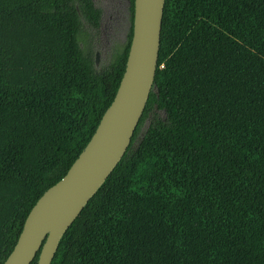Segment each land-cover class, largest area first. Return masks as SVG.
<instances>
[{
  "label": "trees",
  "instance_id": "16d2710c",
  "mask_svg": "<svg viewBox=\"0 0 264 264\" xmlns=\"http://www.w3.org/2000/svg\"><path fill=\"white\" fill-rule=\"evenodd\" d=\"M129 2L97 72L94 0H0V264L117 94ZM155 85L51 264H264V0H166Z\"/></svg>",
  "mask_w": 264,
  "mask_h": 264
},
{
  "label": "water",
  "instance_id": "95a60500",
  "mask_svg": "<svg viewBox=\"0 0 264 264\" xmlns=\"http://www.w3.org/2000/svg\"><path fill=\"white\" fill-rule=\"evenodd\" d=\"M166 0H135L133 37L117 94L67 174L29 213L4 264H51L60 241L127 153L156 88Z\"/></svg>",
  "mask_w": 264,
  "mask_h": 264
},
{
  "label": "rangeland",
  "instance_id": "374dc122",
  "mask_svg": "<svg viewBox=\"0 0 264 264\" xmlns=\"http://www.w3.org/2000/svg\"><path fill=\"white\" fill-rule=\"evenodd\" d=\"M103 12L101 27L93 31L84 26L81 39L82 47L91 51L95 60V69L101 72L107 68L116 47H122L128 41L131 28V13L129 0H94ZM146 126L142 131H145Z\"/></svg>",
  "mask_w": 264,
  "mask_h": 264
}]
</instances>
